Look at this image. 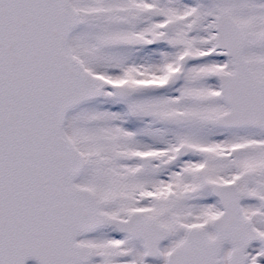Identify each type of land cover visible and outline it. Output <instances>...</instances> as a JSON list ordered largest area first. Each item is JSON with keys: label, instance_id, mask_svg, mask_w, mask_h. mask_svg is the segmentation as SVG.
<instances>
[{"label": "snow or ice", "instance_id": "6c2138e0", "mask_svg": "<svg viewBox=\"0 0 264 264\" xmlns=\"http://www.w3.org/2000/svg\"><path fill=\"white\" fill-rule=\"evenodd\" d=\"M0 264H264V0H0Z\"/></svg>", "mask_w": 264, "mask_h": 264}]
</instances>
